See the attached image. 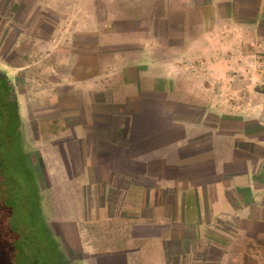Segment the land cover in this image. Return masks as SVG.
<instances>
[{"label": "crops", "instance_id": "obj_1", "mask_svg": "<svg viewBox=\"0 0 264 264\" xmlns=\"http://www.w3.org/2000/svg\"><path fill=\"white\" fill-rule=\"evenodd\" d=\"M48 1L36 103L24 96L41 217L64 262L264 264V93L245 82L249 65L264 76V0H134L131 27L109 24L114 0L98 13ZM28 33L13 76L30 71ZM234 95L263 97L221 100Z\"/></svg>", "mask_w": 264, "mask_h": 264}, {"label": "rangeland", "instance_id": "obj_2", "mask_svg": "<svg viewBox=\"0 0 264 264\" xmlns=\"http://www.w3.org/2000/svg\"><path fill=\"white\" fill-rule=\"evenodd\" d=\"M106 2V0L100 2H91L90 0L79 1L80 4L92 3L93 9L96 13L104 8ZM135 2H139L140 4L144 3L143 1L134 0L109 1L105 9L115 8V12L121 14L119 17L116 16L112 18V20L109 21V24L113 27L121 24H128L131 27L133 23L131 20H133V16L136 15H132V13L138 8L143 10V8L137 6V3ZM50 8L52 9V2L48 0H0V69L7 74L10 83L14 86L18 94L21 115L24 121L25 131L27 132L26 137L30 141L29 149L33 162L37 157L36 146L34 144V139H36V119L35 113L30 114L25 111L29 106L30 101L27 102L24 94L26 91H28L29 94L32 92V96H30L32 99L30 100L32 101V104L36 103V98L33 96L34 91L36 90L34 89V86L36 87L34 80L41 76L39 75L41 72V63L37 65V60L40 58V54L35 51L34 42L36 32L38 33V31H36L37 26H50L52 20H56L55 17L52 16V13L47 11ZM37 9L42 13H45L44 17L34 15ZM86 19L88 23H90L94 18L87 16ZM61 24L62 23L60 22L59 25ZM23 29H28L29 31L27 34L28 38L22 40V45H25V40L29 43L28 49L23 52L24 61L29 58L32 65L30 66L29 73L26 75H20L19 73L20 76H13L10 73L11 69H9L6 62L7 58H13L12 60H9L13 61V63L20 62V55L16 52L17 45L20 42L17 40V37ZM46 32H48V30ZM44 35L46 36L47 33H44ZM241 53L243 55V52ZM240 63L235 65L236 70L234 72L245 74V71H247V65L243 66ZM240 67H242V69H240ZM249 67H251L252 71L256 72V75L253 76V74H251L250 77L252 78H248L244 81L247 83L251 92L254 93L255 86L264 84V76L259 77L257 75L259 66L253 67L252 65H249ZM238 69L239 71H237ZM262 97L260 95L246 97L234 95L232 97L221 98V100L223 99L226 102L230 100V104L232 103L234 106L240 105L241 103L244 105H254L258 103L260 101L259 98ZM7 155H9L8 152L6 153V156ZM35 164L36 163L34 162V165ZM19 192L16 201L17 204L13 206L14 211L13 214H11L10 206H8L5 201L7 197L5 187L0 184V264H29L27 258H24L23 251L28 252V256L44 257V264H55L57 261V245L54 241L53 234L45 220H42V218L37 219L33 215V207L35 206L34 204L37 198L34 196V192L32 193L25 185L22 186V189H19ZM35 241L36 243L34 244L33 242Z\"/></svg>", "mask_w": 264, "mask_h": 264}, {"label": "trees", "instance_id": "obj_3", "mask_svg": "<svg viewBox=\"0 0 264 264\" xmlns=\"http://www.w3.org/2000/svg\"><path fill=\"white\" fill-rule=\"evenodd\" d=\"M29 147V141L24 133V121L18 94L7 74L0 69V184L5 187L7 193L5 201L10 206L11 214L14 211L13 206L17 204L19 189H22L23 185L27 186L37 198L33 207V215L41 219L40 183ZM4 152H8L9 155L6 156ZM33 243L35 244L36 241ZM56 250L55 264H68L59 254L58 247ZM23 253L29 264H44L45 262L44 257L28 256L26 251Z\"/></svg>", "mask_w": 264, "mask_h": 264}, {"label": "water", "instance_id": "obj_4", "mask_svg": "<svg viewBox=\"0 0 264 264\" xmlns=\"http://www.w3.org/2000/svg\"><path fill=\"white\" fill-rule=\"evenodd\" d=\"M256 90H258V91L264 93V84L257 86V87H256Z\"/></svg>", "mask_w": 264, "mask_h": 264}]
</instances>
